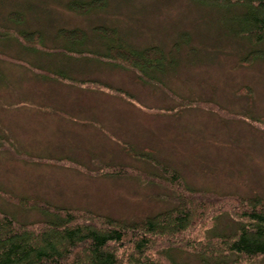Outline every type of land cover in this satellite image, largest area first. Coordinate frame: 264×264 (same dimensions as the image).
Here are the masks:
<instances>
[{"label": "rangeland", "instance_id": "374dc122", "mask_svg": "<svg viewBox=\"0 0 264 264\" xmlns=\"http://www.w3.org/2000/svg\"><path fill=\"white\" fill-rule=\"evenodd\" d=\"M70 1L0 0V211L38 222L48 203L92 226L94 218L131 224L175 213L204 191L216 198L209 213L198 216L192 202L185 231L151 236L170 250L160 264H204L205 249L190 240L215 242L248 226L234 198L264 204V40L251 45L226 33L221 18L242 5L106 0L83 14ZM13 11L23 19L10 20ZM100 25L138 51L160 47L163 70L148 77L146 63L103 55ZM76 28L91 45L73 51L60 29ZM26 31L42 41H19L15 32ZM251 48L259 57L247 58ZM154 258L144 254L139 264ZM241 264H264V256Z\"/></svg>", "mask_w": 264, "mask_h": 264}, {"label": "trees", "instance_id": "16d2710c", "mask_svg": "<svg viewBox=\"0 0 264 264\" xmlns=\"http://www.w3.org/2000/svg\"><path fill=\"white\" fill-rule=\"evenodd\" d=\"M202 1H211L216 6L241 7L242 5L240 13L226 12L227 14L221 18L223 26L226 27V33L236 36L235 38H238L240 34L246 37V42L248 40L251 45L264 40V0ZM106 5V0H73L68 3L71 10L83 14L93 9H105ZM20 18L23 19L22 11H13L9 14L10 20H22ZM95 29L97 32L95 36L99 38L97 42H104L101 46L106 48L103 55L114 59L115 62L121 61L128 64L130 61L134 62L135 58L138 63H146L144 64L146 66H141V68L148 77L152 72L163 70L166 63L165 56L168 55L160 47H146L138 51L127 44L124 39L119 38L115 28L100 25ZM15 33L20 36L17 37L19 41L21 37L41 41L43 39L38 31ZM60 35L68 43L67 48L70 47L68 49L73 51L79 48L85 49L90 44L88 41L90 36L88 37L87 33L79 28L60 29ZM84 49L78 51L84 52ZM250 50L251 52L247 50L248 59H252L253 56L254 58L259 57L258 50L252 48ZM33 51L37 50L33 47ZM173 60L172 57L170 61ZM199 192L203 195H198L193 199L186 198L180 210L177 209L175 213V209L162 213L164 216L161 218L145 219L131 224L111 220L100 221L94 218L93 220L97 222L94 226L90 223L78 222L86 216H77L68 209L48 203H44V208H42L43 203L40 200H30V206H39L35 203L40 204L43 210L41 212L47 215V218L43 221L24 223L0 211V264H121L118 254L120 250V254L125 253L129 256L130 260H126L129 264L142 263V255L148 253L156 257L152 261L149 260L150 262L160 264L161 258L170 254V250L169 248L166 251L159 250L158 246L161 241L164 244V240L161 238L153 240L151 236L160 234L162 237V234H165L174 237L185 231L187 224L194 219L192 216L197 212L193 211L192 202L199 210L198 216L209 213L206 209L211 205V200L216 198L209 197L204 191ZM188 193L193 192L188 190ZM234 199L242 203V208L238 209L242 213H235L236 218H247L250 221L249 225L240 227L231 235L219 236L218 241L215 242L213 238L204 236L201 240L205 241L198 245L197 240L192 238L190 244L202 246V249H205V253L199 255L204 264H241L243 260L264 256L263 200L239 197ZM11 200L19 203L14 197H11ZM24 203L28 206L27 202ZM172 225L177 226L175 233L171 231L165 233L168 230L166 228ZM26 237H30L33 241H25Z\"/></svg>", "mask_w": 264, "mask_h": 264}]
</instances>
